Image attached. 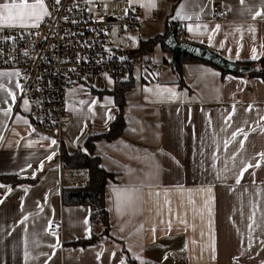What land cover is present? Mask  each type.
I'll return each mask as SVG.
<instances>
[{
	"label": "crops",
	"instance_id": "obj_1",
	"mask_svg": "<svg viewBox=\"0 0 264 264\" xmlns=\"http://www.w3.org/2000/svg\"><path fill=\"white\" fill-rule=\"evenodd\" d=\"M109 1H123V10L140 7V41L183 20L179 38L240 63L264 61V0ZM215 2L230 15L217 18ZM151 44L150 55L165 64L129 70L135 83L126 89L123 135L95 142V154L115 173L105 191L111 227L86 246L74 240L99 234L105 224L92 218L88 203L64 202L65 186L89 179L85 168L62 165V148L83 150L90 133L107 129L119 109L115 97L100 87H72V120L60 137L36 122L28 96L19 97L18 72L0 69L10 74L0 83L16 93L13 100L0 90V173L39 175L17 184L0 179V264H264V78L199 59L184 60L179 74L171 48ZM55 219L63 231L50 233Z\"/></svg>",
	"mask_w": 264,
	"mask_h": 264
},
{
	"label": "built area",
	"instance_id": "obj_2",
	"mask_svg": "<svg viewBox=\"0 0 264 264\" xmlns=\"http://www.w3.org/2000/svg\"><path fill=\"white\" fill-rule=\"evenodd\" d=\"M50 16L38 28L0 27V69L19 74V97L28 96L31 112L47 130H61L72 120L67 106V88L90 76L119 75L139 66H163L150 54L127 51L116 43L125 30L138 27L140 7L120 12H104L90 0H46ZM219 19L229 16L228 6L213 4ZM179 37L185 22L173 26ZM22 89V90H21ZM50 233L63 231L61 220L49 223ZM179 258L178 255H174ZM187 255L183 254V261Z\"/></svg>",
	"mask_w": 264,
	"mask_h": 264
},
{
	"label": "trees",
	"instance_id": "obj_3",
	"mask_svg": "<svg viewBox=\"0 0 264 264\" xmlns=\"http://www.w3.org/2000/svg\"><path fill=\"white\" fill-rule=\"evenodd\" d=\"M171 30H167L166 33L157 34L150 39L142 38L140 41V48L138 50H143L147 44L150 42L160 41L166 47H169L165 44V38L170 33ZM138 52H134L138 54ZM141 53V52H139ZM203 60L199 57H195L189 53H182L179 57V61L176 65L172 64L175 70L180 74L182 69V64L184 60ZM206 61V60H205ZM209 63H213L207 61ZM258 62V63H257ZM245 63L251 64L252 68L244 72H248L251 75H260L264 78V61L263 59L254 61H245ZM215 64V63H213ZM217 65V64H215ZM218 66V65H217ZM219 67V66H218ZM222 69V68H221ZM132 70V69H130ZM225 71L224 69H222ZM115 84L112 88H104L102 90L113 93L115 97V103L118 105V112L111 121L110 126L102 131L97 133H90L85 139V148L83 150L70 152L62 148V165L66 168H85L88 172L89 181L84 185H69L63 188V200L65 203H78L84 204L88 203L92 208V218L100 219L104 222V229L98 234L93 233L90 236L85 238H79L74 240V243L81 244L86 246V244L96 242L100 234L106 233L109 234L111 222L109 221L110 213L109 209L106 206V187L109 179L113 178L115 173L108 170L102 163L100 155L95 154V142L98 138H106L112 140L119 136L123 135L125 130L127 119H125V107H126V89L134 85L135 78L132 73H129L128 77H121L120 75H115ZM180 82L183 84L184 77L180 76ZM95 89V88H94ZM39 178V175L35 177H20L15 173H0V179L6 182H11L13 184L21 182H36Z\"/></svg>",
	"mask_w": 264,
	"mask_h": 264
},
{
	"label": "snow or ice",
	"instance_id": "obj_4",
	"mask_svg": "<svg viewBox=\"0 0 264 264\" xmlns=\"http://www.w3.org/2000/svg\"><path fill=\"white\" fill-rule=\"evenodd\" d=\"M56 4L60 3V0H55ZM130 3L133 0H129ZM243 2V0H241ZM154 6V4L152 5ZM262 13H257V15H261ZM50 16V12L48 10L46 0H4V2L0 3V27H20V28H38L40 24L45 20L46 17ZM219 25H217V29ZM192 30L191 28L189 29ZM253 59H256L255 50ZM10 75L8 73H0V76ZM18 75V73H17ZM16 88L20 89L21 85L17 82L15 85ZM0 90L7 91L8 95L15 100L16 93L10 89L5 88V85L0 83ZM22 90V89H21ZM150 91V89H149ZM175 95L171 89H165ZM24 104L27 105L28 101L25 100ZM250 110V109H249ZM11 109L5 112V115L10 112ZM230 118V117H229ZM264 119V117H262ZM27 123V121H25ZM239 132H243V129H239ZM236 133H233L235 137ZM247 138V134L245 133V139ZM56 141L53 140L52 144H55ZM243 144V141L241 142ZM261 157H264V153L259 154ZM51 159V157H49ZM253 165H248V167H252ZM259 167V164L255 165ZM244 171H247V167L242 170L241 176ZM237 183H239V178L237 179ZM25 220L27 217L24 218ZM87 223V221H85ZM58 239V238H57ZM27 256V253L25 254ZM121 264H124V261H121Z\"/></svg>",
	"mask_w": 264,
	"mask_h": 264
},
{
	"label": "water",
	"instance_id": "obj_5",
	"mask_svg": "<svg viewBox=\"0 0 264 264\" xmlns=\"http://www.w3.org/2000/svg\"><path fill=\"white\" fill-rule=\"evenodd\" d=\"M165 44L171 48V62L176 65L182 53H189L203 60L213 62L225 71L242 72L252 68L251 64L239 62L230 58H226L219 51L208 45L193 40L179 38L177 30L172 31L165 38Z\"/></svg>",
	"mask_w": 264,
	"mask_h": 264
},
{
	"label": "rangeland",
	"instance_id": "obj_6",
	"mask_svg": "<svg viewBox=\"0 0 264 264\" xmlns=\"http://www.w3.org/2000/svg\"><path fill=\"white\" fill-rule=\"evenodd\" d=\"M94 5V3H93ZM92 5V6H93ZM101 9L108 13V12H120L123 9L127 8V5L122 1V2H111L108 0V2H104L103 6H100ZM135 29V30H134ZM132 29L133 32H130L128 35V30H125V35H123V37L118 38L116 37V43L121 45L123 48H125L127 51L129 52H135L136 50H138V48L140 47V38L141 36H144L142 34L139 33L138 30H136V28ZM153 45H147L145 49L142 50L143 54H151L149 50V47ZM157 47H155V51H154V55L155 52H157V50L159 49L158 45H155ZM155 57V56H153ZM130 71L129 70H124L122 72L119 73V75L123 78L128 77L129 76ZM112 78H115V75H108V76H90L87 77L85 80H81V82L79 83H75V85L71 86L68 88V94H70V90L72 87L76 86L79 89H81L82 91H91L93 87H100V88H105L107 86L110 85V83H112ZM74 84V83H73Z\"/></svg>",
	"mask_w": 264,
	"mask_h": 264
}]
</instances>
